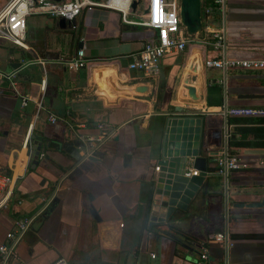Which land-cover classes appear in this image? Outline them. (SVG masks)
<instances>
[{"label":"crops","instance_id":"crops-1","mask_svg":"<svg viewBox=\"0 0 264 264\" xmlns=\"http://www.w3.org/2000/svg\"><path fill=\"white\" fill-rule=\"evenodd\" d=\"M7 1L0 0V7ZM115 1L122 7L128 3ZM145 12H129L127 18L141 21ZM213 14L217 28L221 12ZM222 14L226 56L264 58V0H226ZM58 21L46 15L27 18L25 50L6 40L0 43V67L11 70L10 63L22 62L14 68L17 86L30 97L21 106L10 84L0 81V171L12 173L10 189L1 195L5 202L0 208V243L16 219L40 209L65 175L56 194L59 201L35 220L8 264H50L58 257L76 264H136L140 251L155 254L150 264H196L193 248L203 242L208 246L205 264H221L223 248L212 235L224 226V208L231 238L242 235L232 238L230 262L264 264V208L234 205L264 198V152L244 154L248 148L264 149L254 145L264 143V117L223 114L225 106L264 107V97H237L264 96V69L205 67L204 60L218 53L203 43L209 34L202 30L189 37L184 51L166 53L157 74L133 73L127 67L131 55L155 36V30L126 23L120 12L105 7L84 9L65 28ZM81 48L86 66L68 69L64 60ZM192 65L195 100L183 87ZM136 84H147L148 92L134 93ZM176 106L203 118L206 145L216 154L228 123L231 145L246 167L229 175L227 188L220 176L209 177L222 190L215 205L200 207L171 228L149 226L146 206L152 179L160 171L155 170L160 160L157 146ZM49 114L56 115V122L48 120ZM64 116L67 123L59 119ZM100 122L117 127L115 135L94 157L82 161L78 134H96ZM30 124V134L35 130L43 137V157L35 169L28 166L29 149L19 150ZM238 141L249 144L235 146ZM207 165L210 174L214 158ZM91 205L100 221L89 212Z\"/></svg>","mask_w":264,"mask_h":264},{"label":"built area","instance_id":"built-area-1","mask_svg":"<svg viewBox=\"0 0 264 264\" xmlns=\"http://www.w3.org/2000/svg\"><path fill=\"white\" fill-rule=\"evenodd\" d=\"M111 0H8L0 9V37L9 43L22 49H27L25 35L27 28V18L31 15H46L56 19L63 18L67 23L74 22L76 18L86 8L105 7L120 12L121 19L126 23L138 24L151 28L156 31L153 38L146 41L141 49L131 55L128 62V69L145 74H157L160 70L161 58L169 52H182L190 41V35L187 34L185 27L180 22L179 0H145V14L141 21L129 20L130 4L127 6L110 5ZM203 1V0H202ZM226 7V0H207L203 10V28L208 38L203 39V43L210 46L218 53V56L204 60L205 67H213L226 70L227 68H243L251 70L264 69V58H228L226 56L225 44V15L222 14ZM217 10L221 12L219 18L220 24L217 28L213 27L214 14ZM87 58L84 50L78 49L76 54L64 60V65L70 70H78L85 67ZM16 69L4 70L0 67V81L5 80L16 97L19 98L21 106H26L30 97L28 94L20 92L16 81ZM44 89V85L41 86ZM41 102L37 103V112L41 108ZM223 114L228 116H260L264 117V107L253 106H234L226 107ZM58 118L55 114H49L48 120L52 123ZM61 121L68 122L66 117L59 118ZM32 125H29L28 132L23 141L22 148L28 150L30 144V131ZM98 132L96 134H78L79 148L82 150L81 160H87L96 155L98 149L114 135L117 127L108 125L104 122L97 124ZM41 156L43 154L41 153ZM22 160L18 163L20 164ZM18 164V165H19ZM246 167L241 161L239 155L234 151L231 145V130L228 123L225 124L222 133V145L214 156V170L210 173L217 174L224 179V185L227 188L229 175L240 168ZM159 170V166L155 167ZM199 171L194 168H187L185 175H197ZM65 175L58 181L54 190L43 199V204L38 211L29 216L21 217L15 220L14 228L6 233V240L0 243V261L1 264H8L9 261L16 258V248L24 235L32 227L35 220L44 214L48 206L57 194V190L62 183ZM12 182V173L0 171V208L4 205L5 196L2 193H8ZM224 226L221 230L212 235V239L220 243L223 248L221 264H232L229 260V250L233 241L229 232V218L227 216ZM154 257V253H150ZM208 261V246L206 243H200L198 246L196 264H205ZM50 264H76L65 257H58Z\"/></svg>","mask_w":264,"mask_h":264},{"label":"water","instance_id":"water-1","mask_svg":"<svg viewBox=\"0 0 264 264\" xmlns=\"http://www.w3.org/2000/svg\"><path fill=\"white\" fill-rule=\"evenodd\" d=\"M58 1V0H57ZM145 1V0H144ZM138 0H132L130 12L136 10ZM202 0H179L180 22L185 27L188 35L199 34L203 28ZM1 9V7H0ZM74 22L67 23L63 18L58 21L60 28H65ZM21 53V52H20ZM24 56V52L21 53ZM22 64L10 63L11 68H17ZM195 66H190V70L183 80V87L187 90L188 96L196 99V88L194 83L197 81ZM147 84H136L131 90L134 93L145 94L148 92ZM238 98L264 97L259 94H239ZM164 135L157 146L159 154V168L152 179V192L150 193L146 213L149 219V226L158 225L167 228L173 227L188 217H193L200 207L215 205L217 195L222 190L210 182L209 177L217 178L214 173L208 174V160L216 155L214 150H208L204 139L203 118L193 113L185 111L181 106H176L174 114L169 117ZM43 137L35 130L30 134L29 160L28 166L35 169L39 164L41 156ZM22 142L19 150L22 149ZM262 148L245 149L247 153H263ZM192 166L197 169V175H185V170ZM50 194V191L47 195ZM58 197H54L49 206L51 210ZM236 207L264 208V198L259 200L237 201ZM89 212L100 221L101 218L91 205ZM45 213V212H44ZM164 229V228H162ZM165 230V229H164ZM163 230V231H164ZM163 233V232H162ZM136 264H150V253L140 251Z\"/></svg>","mask_w":264,"mask_h":264},{"label":"rangeland","instance_id":"rangeland-1","mask_svg":"<svg viewBox=\"0 0 264 264\" xmlns=\"http://www.w3.org/2000/svg\"><path fill=\"white\" fill-rule=\"evenodd\" d=\"M92 9V8H91ZM145 9V1L144 0H138V3H137V6H136V10L137 11V16H143V11ZM31 18V16L28 17V21L29 19ZM142 18V17H141ZM141 20V19H140ZM5 41L4 39H2L0 37V43H3V41ZM197 44V42L195 43ZM134 73V71H132ZM226 214V211H225V208L223 209V215L225 216ZM203 233H206V227H203V230H202ZM207 237L205 236V238L203 240H206ZM156 261H152V264H155Z\"/></svg>","mask_w":264,"mask_h":264},{"label":"trees","instance_id":"trees-1","mask_svg":"<svg viewBox=\"0 0 264 264\" xmlns=\"http://www.w3.org/2000/svg\"><path fill=\"white\" fill-rule=\"evenodd\" d=\"M206 2H207V0H203V1H202V7H203V8H204ZM144 27H145V26H144ZM193 36H194V35L190 36V38H192ZM248 144H249V143H247V142H243V141L234 142V145H235V146H239V147H242V146H248ZM254 145H255V146H264V143H263V142H255ZM211 170H214V168H210V171H211ZM233 237H234V238H238V237H242V235H235V234H234V235H232V238H233ZM198 246H199V245H197L196 248H193V252H194V253H197V252H198V251H197V250H198V249H197Z\"/></svg>","mask_w":264,"mask_h":264},{"label":"bare ground","instance_id":"bare-ground-1","mask_svg":"<svg viewBox=\"0 0 264 264\" xmlns=\"http://www.w3.org/2000/svg\"><path fill=\"white\" fill-rule=\"evenodd\" d=\"M109 4H110V5H119V6H122V5H120V3H118V2L115 1V0H111V1L109 2Z\"/></svg>","mask_w":264,"mask_h":264}]
</instances>
